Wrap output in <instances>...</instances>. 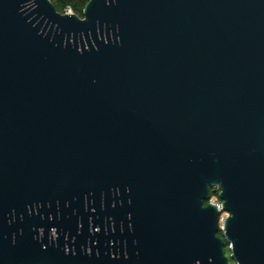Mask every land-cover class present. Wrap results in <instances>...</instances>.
Returning <instances> with one entry per match:
<instances>
[{
  "label": "water",
  "instance_id": "1",
  "mask_svg": "<svg viewBox=\"0 0 264 264\" xmlns=\"http://www.w3.org/2000/svg\"><path fill=\"white\" fill-rule=\"evenodd\" d=\"M83 13L0 0V264H264V0Z\"/></svg>",
  "mask_w": 264,
  "mask_h": 264
},
{
  "label": "trees",
  "instance_id": "2",
  "mask_svg": "<svg viewBox=\"0 0 264 264\" xmlns=\"http://www.w3.org/2000/svg\"><path fill=\"white\" fill-rule=\"evenodd\" d=\"M55 4L57 10L61 13H66L69 10H72L74 13L79 15L80 17H84V9L87 3L90 0H52ZM215 192L211 190V194ZM220 235L223 236V233L220 232ZM226 250H229V244L226 246Z\"/></svg>",
  "mask_w": 264,
  "mask_h": 264
},
{
  "label": "built area",
  "instance_id": "3",
  "mask_svg": "<svg viewBox=\"0 0 264 264\" xmlns=\"http://www.w3.org/2000/svg\"><path fill=\"white\" fill-rule=\"evenodd\" d=\"M220 190H221L220 187H215V192L211 194V197L206 202V204L207 203H213L218 207V210L221 213L220 214V220H219L220 228L224 229L225 223H226L227 219L229 218V216H231V213L224 209L223 201L219 197ZM230 247H231V244H229V248ZM229 264H239V262L236 261L234 258H232V256H230Z\"/></svg>",
  "mask_w": 264,
  "mask_h": 264
},
{
  "label": "rangeland",
  "instance_id": "4",
  "mask_svg": "<svg viewBox=\"0 0 264 264\" xmlns=\"http://www.w3.org/2000/svg\"><path fill=\"white\" fill-rule=\"evenodd\" d=\"M72 10H69L68 12H71ZM73 12V11H72ZM212 191H213V189H212ZM227 255L230 257L231 256V251H230V249L229 250H227Z\"/></svg>",
  "mask_w": 264,
  "mask_h": 264
}]
</instances>
